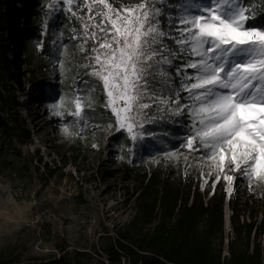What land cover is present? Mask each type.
<instances>
[{"label":"rangeland","instance_id":"obj_1","mask_svg":"<svg viewBox=\"0 0 264 264\" xmlns=\"http://www.w3.org/2000/svg\"><path fill=\"white\" fill-rule=\"evenodd\" d=\"M10 3L15 6L14 10L10 5L6 11L8 15L19 14V25H10L12 29L6 36L10 37L24 24L31 29V34L25 38L17 60L21 84L1 78L7 84L6 94H14L21 103L6 115L16 119L19 132L29 130L31 138H15L9 146L0 132V255L11 256L20 264H40L57 255L60 246L67 245L70 250H87L105 256L103 247L113 240L119 226L134 215L132 202L127 203L126 198L135 184L124 174L125 164L137 170H149L158 164L160 157L185 169L194 166L200 175L202 191L212 192L218 182L224 183L229 198L236 192L238 182L245 179L247 195L251 197L246 215L253 206L258 209V220L264 218V180L250 181L239 172H227L234 179L225 180L214 162H204L200 152L183 147L190 135L187 132H192V118L190 126H183V114H171L182 133L178 136L155 130L166 118L146 122L142 129L136 130V139L127 130L118 128L116 117L105 106L106 95L100 82L84 75L86 53L78 47L81 41L71 39L73 29L78 33L82 23L77 17L87 12L84 5H80L78 12L73 8L76 12L73 15L68 5L59 0H12ZM38 30L41 35L50 31L54 36L56 58L45 55ZM13 55L14 49L12 58ZM81 80L88 83L82 84ZM89 85L94 89L95 100L85 126L71 115H57V111L63 112L68 105L60 109L54 108L55 105L70 97L74 90L84 91ZM186 102L191 103L180 101ZM101 109L108 113L105 118L91 115ZM171 152L178 155L165 156ZM231 230L229 221V226H225V253Z\"/></svg>","mask_w":264,"mask_h":264},{"label":"snow or ice","instance_id":"obj_2","mask_svg":"<svg viewBox=\"0 0 264 264\" xmlns=\"http://www.w3.org/2000/svg\"><path fill=\"white\" fill-rule=\"evenodd\" d=\"M59 2L73 15V8L87 9L71 39L81 41L84 75L100 82L119 129L136 139L137 129L155 123L152 112H186L193 124L184 148L214 162L225 180L234 179L227 172L264 180V25L248 23L255 17L252 0H184L170 15L169 0ZM177 60L183 61L174 68L182 77L179 91L168 71ZM181 91L191 103H180ZM93 92L91 85L74 90L54 106L68 105L57 115L85 126Z\"/></svg>","mask_w":264,"mask_h":264},{"label":"trees","instance_id":"obj_3","mask_svg":"<svg viewBox=\"0 0 264 264\" xmlns=\"http://www.w3.org/2000/svg\"><path fill=\"white\" fill-rule=\"evenodd\" d=\"M11 1L0 0V132L9 146L13 145L15 138H31L29 130L19 132L16 119L6 115L9 109H15L21 103L14 94H6L7 84L1 82L4 77L21 84L17 60L25 38L31 34V29L24 24L23 28L14 30L13 35L6 36L5 33L12 29L10 25H19V14L8 15L6 11ZM183 1L169 0V4L174 6L166 9L169 15L178 12ZM119 2L117 0V4ZM252 3L255 17L248 23L264 25V0H252ZM11 7L14 10L15 6ZM161 19L164 20L163 17ZM37 32L38 37L43 39L45 55L56 58L54 36L50 31L45 35H41L40 30ZM9 40L14 49L13 58ZM168 43L171 45V41ZM182 63L177 60L172 68H168L172 79L177 81L171 87L177 91L182 77L176 75L174 68ZM180 95L184 102L187 101L186 93L181 91ZM107 114L101 109L91 115L105 118ZM152 114L157 119H167L160 122L159 129L155 130L168 131L170 135L182 134L178 122L170 113ZM181 122L183 126H190L191 117L185 113ZM165 124L167 127H164ZM187 133L192 134L191 131ZM160 158L158 164L149 170H137L125 164L124 174L135 184L133 192L126 198L127 203L132 202L134 215L119 226L113 240L103 247L105 256L87 250H70L63 245L57 255L40 264H264V218L258 220V209L253 206L246 215L251 201L250 195H247L246 180L238 182L236 192L229 198L232 230L225 253L224 183L218 182L212 192L210 189L202 191L200 175L194 166L185 169L182 165L166 161L164 157ZM0 264L20 263L11 256L0 255Z\"/></svg>","mask_w":264,"mask_h":264},{"label":"bare ground","instance_id":"obj_4","mask_svg":"<svg viewBox=\"0 0 264 264\" xmlns=\"http://www.w3.org/2000/svg\"><path fill=\"white\" fill-rule=\"evenodd\" d=\"M227 192L230 194V192H231V188H230V187L227 189ZM229 194H228V195H229ZM225 213H226V224H225V226H229L230 215H231V209H230V207H228V205H227V207L225 208Z\"/></svg>","mask_w":264,"mask_h":264},{"label":"water","instance_id":"obj_5","mask_svg":"<svg viewBox=\"0 0 264 264\" xmlns=\"http://www.w3.org/2000/svg\"><path fill=\"white\" fill-rule=\"evenodd\" d=\"M228 200H229V196L226 195V199H225V201H224V222H225V224H226V213H225V208L227 207Z\"/></svg>","mask_w":264,"mask_h":264}]
</instances>
